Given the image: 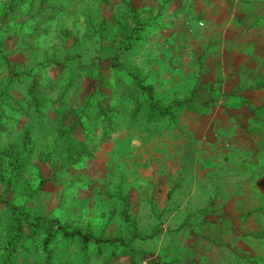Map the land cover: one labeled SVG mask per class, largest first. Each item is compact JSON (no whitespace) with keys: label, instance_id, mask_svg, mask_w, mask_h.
<instances>
[{"label":"rangeland","instance_id":"rangeland-1","mask_svg":"<svg viewBox=\"0 0 264 264\" xmlns=\"http://www.w3.org/2000/svg\"><path fill=\"white\" fill-rule=\"evenodd\" d=\"M0 50V264H264V0H0ZM235 96L249 204L184 205L181 133Z\"/></svg>","mask_w":264,"mask_h":264},{"label":"crops","instance_id":"crops-1","mask_svg":"<svg viewBox=\"0 0 264 264\" xmlns=\"http://www.w3.org/2000/svg\"><path fill=\"white\" fill-rule=\"evenodd\" d=\"M203 11L209 13V10ZM191 60L196 62L197 58ZM237 89L234 88L236 92ZM235 98L229 104L215 103L210 107L214 112L203 116L201 123L200 120L193 121L192 135L181 133L185 154L194 152L192 178L179 191L186 194L179 198L184 205H193L194 208L211 205L220 212L238 213L249 204V165L253 157L260 161L261 156H254L251 144L254 136L244 127L254 112L244 97ZM207 104L209 102H205L204 107ZM176 133L173 130L172 137ZM226 194H234V199H225Z\"/></svg>","mask_w":264,"mask_h":264},{"label":"trees","instance_id":"trees-1","mask_svg":"<svg viewBox=\"0 0 264 264\" xmlns=\"http://www.w3.org/2000/svg\"><path fill=\"white\" fill-rule=\"evenodd\" d=\"M0 53H1V50H0ZM3 57H5L6 59H8L7 58V56L4 54L3 55ZM115 57H118V55L117 56H115ZM12 66V65H11ZM12 70H13V72L14 71H16V70H14V68H11ZM15 73H18V72H15ZM134 77V76H133ZM135 82L136 81H138L137 79H135L134 80ZM142 89H144V94H148V93H151L150 91H151V89L149 88H142ZM178 103H182V102H178ZM6 201V200H5ZM6 203H8L7 201H6ZM13 208L14 209H19L17 206H13ZM61 229L63 230V232L65 233V234H67V235H69V236H78L79 238H81V239H83V241H84V243H87L89 240H90V238H91V235H87V234H82L81 232H79V231H74V232H70V231H67L66 230V227L65 226H63V225H61ZM52 234L50 233V234H48V236H47V242L49 243L51 240H52ZM119 240V238H106L105 239V241H108V242H110V243H115V242H117Z\"/></svg>","mask_w":264,"mask_h":264}]
</instances>
